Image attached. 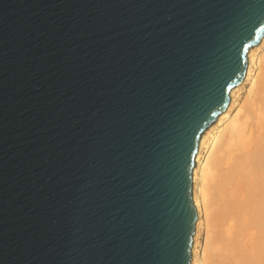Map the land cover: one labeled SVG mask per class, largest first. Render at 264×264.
I'll list each match as a JSON object with an SVG mask.
<instances>
[{
    "label": "water",
    "instance_id": "obj_1",
    "mask_svg": "<svg viewBox=\"0 0 264 264\" xmlns=\"http://www.w3.org/2000/svg\"><path fill=\"white\" fill-rule=\"evenodd\" d=\"M264 0H0V264H192L193 172Z\"/></svg>",
    "mask_w": 264,
    "mask_h": 264
},
{
    "label": "bare ground",
    "instance_id": "obj_2",
    "mask_svg": "<svg viewBox=\"0 0 264 264\" xmlns=\"http://www.w3.org/2000/svg\"><path fill=\"white\" fill-rule=\"evenodd\" d=\"M230 97L196 156L192 264H264V37Z\"/></svg>",
    "mask_w": 264,
    "mask_h": 264
},
{
    "label": "rangeland",
    "instance_id": "obj_3",
    "mask_svg": "<svg viewBox=\"0 0 264 264\" xmlns=\"http://www.w3.org/2000/svg\"><path fill=\"white\" fill-rule=\"evenodd\" d=\"M200 243H201V246L205 244V233L204 232L201 234ZM199 250L201 251V247Z\"/></svg>",
    "mask_w": 264,
    "mask_h": 264
}]
</instances>
